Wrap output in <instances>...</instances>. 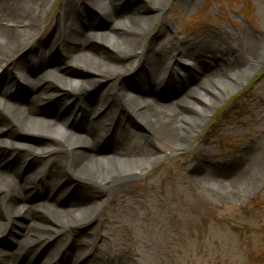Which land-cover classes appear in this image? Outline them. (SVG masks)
Returning a JSON list of instances; mask_svg holds the SVG:
<instances>
[{
    "label": "bare ground",
    "instance_id": "6f19581e",
    "mask_svg": "<svg viewBox=\"0 0 264 264\" xmlns=\"http://www.w3.org/2000/svg\"><path fill=\"white\" fill-rule=\"evenodd\" d=\"M51 1L0 0V118L13 127L0 128V148L26 150L0 161V233L10 225L11 236L27 239L18 252L0 248V264H106L91 260L88 250L72 257L76 247H84V240L71 241L72 228L87 226L85 234L95 233L110 193L127 201L149 188L147 182L129 186L123 181L144 174L160 158L158 144L185 150L202 125L175 105L209 117L210 106L236 86L220 87L221 80L241 82L259 65L264 47L246 31L239 43L220 31L178 43L169 23L154 32L176 0H62L50 20ZM43 33L45 41L38 42ZM3 68H14L24 94L2 87ZM76 68L92 77L74 79ZM40 71L44 79L32 83ZM127 72L136 77L135 85L126 84ZM96 78H120L118 94L77 92ZM206 85H212L209 98L198 93ZM75 93L77 103H70ZM162 95L166 104L159 101ZM189 96L194 99H183ZM93 97L101 100V109L91 104ZM39 140L57 145L40 147L34 144ZM256 149L245 147L232 165H205L199 181L250 175L261 166L252 154ZM32 194L41 201L35 205L40 219L27 205ZM116 264H127L125 257Z\"/></svg>",
    "mask_w": 264,
    "mask_h": 264
},
{
    "label": "rangeland",
    "instance_id": "374dc122",
    "mask_svg": "<svg viewBox=\"0 0 264 264\" xmlns=\"http://www.w3.org/2000/svg\"><path fill=\"white\" fill-rule=\"evenodd\" d=\"M61 1L57 0L55 5L54 0L51 1L50 20L58 13ZM165 12L158 18L153 31H157L160 24L169 23L173 26L170 34L178 43L219 31L239 43V37L246 31L256 41V46L264 47V0H191L188 4L176 0ZM40 41H45V33ZM258 64L241 82L221 80L220 87L233 82L236 86L210 106L207 118H202L187 105H175L185 117L202 121V125L194 129L187 148L173 152L158 144L162 148L160 158L151 163L144 174L123 181L129 186L147 182L149 188L140 194H131L127 201L110 193L103 202L101 225H97L95 233L85 234L87 226L72 228L71 241L84 240V247H76L72 257L88 250L89 257L94 256L91 260L106 264H116L121 257H125L127 264H264V52ZM54 67L55 64H51L50 70H55ZM2 72L5 73L2 87L14 94H24L20 90L21 82L15 79L14 68H3ZM76 72V80L92 77L83 68H76ZM124 78L131 86L137 83L131 72ZM43 79L40 71L31 80L37 83ZM120 82V78L115 81L96 78L77 92L87 90L89 94L95 93L94 96L107 93L115 97ZM211 86H199L198 93L209 98ZM74 95L70 103H77L78 94ZM98 97H93L91 104L101 109L103 103ZM183 99L191 101L194 97ZM159 101L166 104L169 100L162 95ZM0 128L12 131L13 127L0 118ZM36 142L34 144L40 147L57 145L44 140ZM250 145L257 146L252 154L261 160V166L250 175L237 181H199L205 165L221 168L232 165L242 158V150ZM13 152L23 154L26 150L8 148L5 152L0 148V161L7 163ZM29 198L27 205L32 215L40 219L36 206L41 201L35 199L34 194ZM91 226L90 230L95 224ZM11 234L10 225L0 233V248L9 254L20 251L27 240ZM68 264H73V260Z\"/></svg>",
    "mask_w": 264,
    "mask_h": 264
}]
</instances>
